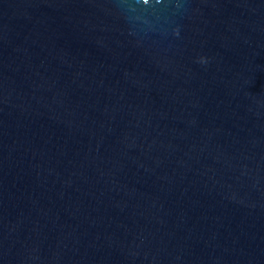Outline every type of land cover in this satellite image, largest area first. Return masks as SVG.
Listing matches in <instances>:
<instances>
[{"label": "water", "instance_id": "1", "mask_svg": "<svg viewBox=\"0 0 264 264\" xmlns=\"http://www.w3.org/2000/svg\"><path fill=\"white\" fill-rule=\"evenodd\" d=\"M0 264H264V0H0Z\"/></svg>", "mask_w": 264, "mask_h": 264}]
</instances>
